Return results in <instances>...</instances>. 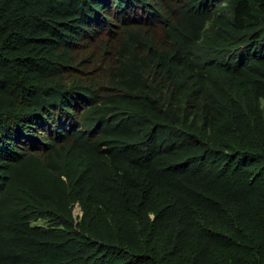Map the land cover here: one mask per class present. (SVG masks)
<instances>
[{"label":"trees","instance_id":"trees-1","mask_svg":"<svg viewBox=\"0 0 264 264\" xmlns=\"http://www.w3.org/2000/svg\"><path fill=\"white\" fill-rule=\"evenodd\" d=\"M0 264H264V0H0Z\"/></svg>","mask_w":264,"mask_h":264},{"label":"clouds","instance_id":"clouds-1","mask_svg":"<svg viewBox=\"0 0 264 264\" xmlns=\"http://www.w3.org/2000/svg\"><path fill=\"white\" fill-rule=\"evenodd\" d=\"M233 7H235V5ZM76 210H77V213H75ZM73 216H74V218H76L77 216H81V211H80V208L77 204L74 205Z\"/></svg>","mask_w":264,"mask_h":264},{"label":"rangeland","instance_id":"rangeland-1","mask_svg":"<svg viewBox=\"0 0 264 264\" xmlns=\"http://www.w3.org/2000/svg\"><path fill=\"white\" fill-rule=\"evenodd\" d=\"M75 213H77V210L75 211Z\"/></svg>","mask_w":264,"mask_h":264}]
</instances>
